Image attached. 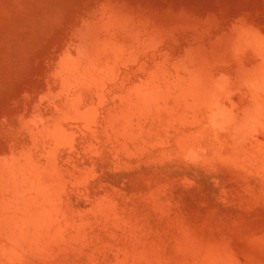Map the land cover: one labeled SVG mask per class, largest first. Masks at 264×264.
<instances>
[{
  "label": "rangeland",
  "instance_id": "374dc122",
  "mask_svg": "<svg viewBox=\"0 0 264 264\" xmlns=\"http://www.w3.org/2000/svg\"><path fill=\"white\" fill-rule=\"evenodd\" d=\"M0 264H264V0H0Z\"/></svg>",
  "mask_w": 264,
  "mask_h": 264
}]
</instances>
